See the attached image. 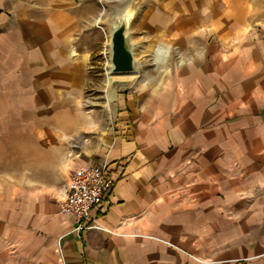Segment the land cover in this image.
<instances>
[{
	"label": "crops",
	"instance_id": "1",
	"mask_svg": "<svg viewBox=\"0 0 264 264\" xmlns=\"http://www.w3.org/2000/svg\"><path fill=\"white\" fill-rule=\"evenodd\" d=\"M168 1L160 13L176 60L89 113L95 50L76 4L57 1L35 25L12 11L0 113L13 128L36 113L42 144L86 137L68 179L101 165L113 185L93 213L99 228L77 231L73 216L42 210L36 247L12 231L7 194L0 264H264V0ZM31 150L37 164L53 157L50 146Z\"/></svg>",
	"mask_w": 264,
	"mask_h": 264
},
{
	"label": "rangeland",
	"instance_id": "2",
	"mask_svg": "<svg viewBox=\"0 0 264 264\" xmlns=\"http://www.w3.org/2000/svg\"><path fill=\"white\" fill-rule=\"evenodd\" d=\"M57 1L76 4L80 10L79 17L85 22L86 30L90 31L89 39L95 50L90 74L91 83L86 94V113L95 108L100 110L109 108L116 92L123 94L142 84H149V81L142 79L143 72L152 71L156 65L163 68L167 59L177 58L174 50L169 53L170 48H166L169 42L164 25L167 21L160 13L166 2L169 3L168 0H0V46L5 25L11 21L14 25L16 16L11 15L14 9H22V19L26 25H35L49 18L45 17L47 15L44 13L51 10ZM184 2L187 3V0ZM171 3L174 5L175 2L171 1ZM122 15H129L132 18L129 24V38L133 43L136 70L132 73L108 74L111 61L109 37L113 24ZM152 24L156 26L155 32L150 29ZM35 115L36 113L32 112L22 114V120L16 121V123L20 122V127L13 128L10 127L12 119L10 120V117L9 120L5 119V114L0 113V211L3 214L2 204L8 202L7 194L12 193L13 198L16 199V203L10 208V215L14 220L12 231L27 233L30 236L27 240L28 247H36L35 238L43 234L42 229L39 228L42 223L41 211L62 212L69 174L73 170L71 162L75 153L81 151L86 141V137H81L59 144L53 142L46 145L36 142L41 128L37 126L38 121L34 120L37 118ZM31 139L35 142H29L26 150L24 142ZM44 145L50 146L49 151L53 153L57 146L64 148L65 159H60L57 154L51 153L53 157L43 159L37 164L31 149L33 148L34 151L35 148ZM5 195L6 199H4ZM26 216L27 219L21 222L20 217ZM256 233L258 234V231ZM17 247H19L17 242L10 245L11 249ZM243 263L261 264L259 261Z\"/></svg>",
	"mask_w": 264,
	"mask_h": 264
},
{
	"label": "built area",
	"instance_id": "3",
	"mask_svg": "<svg viewBox=\"0 0 264 264\" xmlns=\"http://www.w3.org/2000/svg\"><path fill=\"white\" fill-rule=\"evenodd\" d=\"M112 185L113 179L104 166L88 165L73 172L68 182L62 213L76 219L77 231L99 228L93 213Z\"/></svg>",
	"mask_w": 264,
	"mask_h": 264
},
{
	"label": "water",
	"instance_id": "4",
	"mask_svg": "<svg viewBox=\"0 0 264 264\" xmlns=\"http://www.w3.org/2000/svg\"><path fill=\"white\" fill-rule=\"evenodd\" d=\"M130 23L131 21L127 22L121 16L113 24L116 28L111 34V64L112 73L115 74L132 73L136 70L133 43L129 38Z\"/></svg>",
	"mask_w": 264,
	"mask_h": 264
},
{
	"label": "bare ground",
	"instance_id": "5",
	"mask_svg": "<svg viewBox=\"0 0 264 264\" xmlns=\"http://www.w3.org/2000/svg\"><path fill=\"white\" fill-rule=\"evenodd\" d=\"M122 17H124V18L127 20V22H130V21H131V17H130V16L127 17V16H125V15H122ZM114 27H115V26L112 27L111 34H112L113 30L116 28V27H115V28H114ZM109 38H110V41H111V35H110ZM112 68H113V67H112V64H111V61H110V63H109V68H108V74H109L110 72H112Z\"/></svg>",
	"mask_w": 264,
	"mask_h": 264
}]
</instances>
